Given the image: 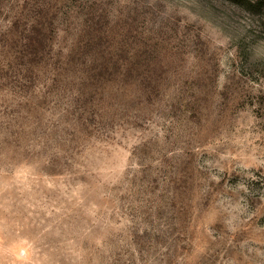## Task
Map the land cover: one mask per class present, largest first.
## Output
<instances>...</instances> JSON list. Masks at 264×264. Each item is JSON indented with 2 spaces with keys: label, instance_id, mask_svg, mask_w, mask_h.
Segmentation results:
<instances>
[{
  "label": "rangeland",
  "instance_id": "374dc122",
  "mask_svg": "<svg viewBox=\"0 0 264 264\" xmlns=\"http://www.w3.org/2000/svg\"><path fill=\"white\" fill-rule=\"evenodd\" d=\"M0 264H264V0H0Z\"/></svg>",
  "mask_w": 264,
  "mask_h": 264
},
{
  "label": "trees",
  "instance_id": "16d2710c",
  "mask_svg": "<svg viewBox=\"0 0 264 264\" xmlns=\"http://www.w3.org/2000/svg\"><path fill=\"white\" fill-rule=\"evenodd\" d=\"M234 1L247 3L251 7H256V6L260 7L262 5L263 0H234ZM42 31H43L42 27L31 26L29 29H25V31L21 32L23 43H22V50L19 51V53L22 57L31 56L29 60L25 62V65H27L25 69L28 71L38 70L39 72H41L43 69H45L46 66L51 64V62H49L48 59L45 58V56L43 58L41 57V54L45 51V49L49 54L51 53V51L53 52L51 44L50 46H48L45 37L42 35ZM40 46L41 48H39ZM15 58L17 60V58L20 57L17 55L15 56ZM8 64H11V61L10 63L8 62ZM84 65L86 68L81 70L80 73L84 75V78H89L91 73H93L94 70H96L97 68L93 67V65L89 66L86 63Z\"/></svg>",
  "mask_w": 264,
  "mask_h": 264
}]
</instances>
